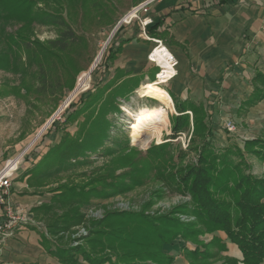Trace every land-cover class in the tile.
Returning <instances> with one entry per match:
<instances>
[{
    "label": "rangeland",
    "instance_id": "374dc122",
    "mask_svg": "<svg viewBox=\"0 0 264 264\" xmlns=\"http://www.w3.org/2000/svg\"><path fill=\"white\" fill-rule=\"evenodd\" d=\"M137 1L141 2L132 7L133 5L130 6L129 3L130 0H84L85 13L84 10L77 9V12L73 11L70 14V18H67L72 27L80 35L84 36L85 40L84 44H82L81 55L84 54L88 61L86 69L75 75L72 87L68 89L63 84L65 81L69 83V78L61 70L60 64L57 63L55 67L46 70V79L49 83H52L51 88H48L44 94L37 95L34 92L38 84L36 70L34 67L31 68L29 66L23 76L24 84L26 85L25 90L28 92L22 90V95L24 96L5 97L7 99L0 102V163H4L7 159L18 155L20 151H24L29 147L32 140L38 136L27 150L17 176L11 183V187L14 182L19 181L20 177L21 179L25 178L27 184L29 176L23 177V174L31 168L34 162H38L39 165L46 168V159L41 160L43 156H52L53 161H55V158H59L60 154L56 153L53 156L52 152L61 145V138L65 134H68L71 139L82 141L83 138L87 137V133L92 127L102 126V119H105L107 123L105 126V137L100 144H97L96 152L87 151L83 157L70 159L68 161L69 167L64 168L59 173L54 170V162L49 164L51 165L49 170H51L52 175H49L46 180L41 182L43 186H29L31 190H34L40 196L42 204L39 206L49 205L52 197L60 194L57 188L61 185L98 188L94 193L88 194V200L86 198L84 200L86 202L82 203L83 205L80 207L81 222L66 230L55 229V232H52L55 233L53 236L49 234L46 223L42 218L35 219L30 210L23 212V215L34 221L33 224L42 230L43 235L55 245L74 249L79 247L87 248L86 239L89 236L90 223L102 221L109 213L143 215L152 220L170 217L179 224H197V218L192 213L191 195L185 191L175 190V185L171 184L170 180L157 177L158 173L161 172L158 169L160 164L155 167L157 161L172 159L167 164V168L165 167V173L172 174L181 166L196 163L197 156L195 151H189L185 155L180 153V150L188 151L191 146V140L194 137L192 124L190 123L188 130L173 135L172 120L176 115L173 99L171 98L172 109L166 108L155 99L153 100L143 95L142 85L147 83L140 84V80H143V75L138 77L129 75L118 79L116 78L118 76H115V69L117 68L114 66V62L107 61L108 63L103 64L102 56L105 48L113 40L118 39L119 27L122 29L123 27L134 25L132 27L133 30L139 27V37L144 39L141 36L142 30L139 20L144 18L145 14L149 13L150 8L161 0H155L145 6L137 14L139 19H133L130 24H125L123 19L148 0ZM111 4L110 20H103L106 12H103L102 7L103 5H110L111 7ZM98 7L100 8L98 9ZM132 21L134 22L131 24ZM19 26L20 24L18 26L9 25L6 28V32L13 33ZM58 32L59 29L55 26L33 24L32 30L26 33L25 36L30 41L35 40L46 44L48 41L56 39ZM120 34L123 36L124 32L120 31ZM155 45H152L146 57L147 69H145L144 75L149 78L148 82L155 81V75L159 71V67L155 63L148 61V56L155 48ZM26 57L24 53V58L26 59ZM86 72H89L90 75L87 88L74 94L67 106L60 111L61 106L75 90L79 77ZM129 77L133 79L132 85L136 88L126 98H115L114 105L117 106L118 111L113 112L112 109L110 110L112 106L110 104H108L110 106H106V109L103 108L106 104L104 102L108 100L107 98L110 97L117 85ZM19 79L18 75L15 76L10 72L0 71V87L6 83L11 86L18 85ZM161 87L168 93L169 90L164 84ZM81 97L82 102L76 107H70L72 103H75ZM262 101L264 99L257 104ZM5 103L8 105L7 107H5ZM257 104L245 108L241 101L235 107L227 110L221 111L213 108L211 112L206 110L210 115L208 123L211 129L215 125L216 129L220 130L221 137H225L224 141L215 142V147L220 151L223 147L237 146L242 154L244 163L242 173L264 180V160L259 159L255 155V148L253 152L245 148V143L249 140L259 139L264 141V102H262L261 107L249 112ZM73 111L74 119L69 122L65 121L66 115L69 112L73 113ZM148 111L161 116L160 131L158 140H147V145L142 146L141 143L133 141L134 128L137 126L139 117ZM227 121H231L235 125L234 132L229 133L225 129ZM41 128L43 129L41 130ZM216 129H212L211 134H209L210 138L214 137V139H217L214 136L217 133ZM180 133L185 135V139L182 142L178 139ZM199 140L194 137V144L192 145L198 147ZM165 143L170 144L166 148L167 153L158 156L149 165L146 164L145 160L149 148L164 145ZM49 149L53 151H49ZM236 161H239L238 158H236ZM176 180L178 179L176 178ZM137 181L140 184H137ZM115 182L121 187L127 186L129 188L114 193L111 185ZM64 211L60 209L57 213L61 214ZM196 228H200V226L196 225ZM212 237V234L203 232L198 236V240L208 244ZM182 247L192 250L196 245L191 240H175L173 246L167 249V253L172 255L169 251L171 252L174 249L179 255L184 257L188 264ZM221 259L223 258L220 256L218 259L211 261V263L221 261ZM83 262L88 264L79 258L78 264ZM58 264L60 263L58 262Z\"/></svg>",
    "mask_w": 264,
    "mask_h": 264
},
{
    "label": "trees",
    "instance_id": "16d2710c",
    "mask_svg": "<svg viewBox=\"0 0 264 264\" xmlns=\"http://www.w3.org/2000/svg\"><path fill=\"white\" fill-rule=\"evenodd\" d=\"M83 1L0 0V69L20 77L18 85L5 84L2 93L24 96L20 92L28 91L25 90L23 76L30 66L36 70L38 84L34 92L37 95L44 94L52 86V83L46 79V70L55 67L57 63L69 78V83L65 81L63 84L68 89L72 87L75 75L86 69L88 61L84 54L81 55L84 36L72 27L67 18H70L73 11L77 12V9L84 10ZM140 2L130 0L129 3L134 7ZM102 8L103 12H106L103 20H110L112 4L111 7L103 5ZM19 24L20 26L13 33L6 32L9 25ZM33 24L55 26L59 29L58 36L46 44L30 41L25 35L32 30ZM151 24L152 22L145 27V33L149 38L159 40L160 21ZM129 41L130 39H116L109 43L102 56L103 64L108 63L107 61L114 62L121 52L122 44ZM115 72L118 79L129 76L119 69H115ZM128 79L122 80L110 97L107 96L108 100L104 102L106 104L103 108L112 105L110 110L118 111L117 106L114 105L115 98H126L136 88L132 85L133 79L131 77ZM251 84L254 89L250 97L243 102L245 108L252 107L264 99V74L256 72ZM169 95L174 101L176 111L172 120L173 135L188 130L191 123L193 136L200 139V142L198 147H194L193 137L189 150H180L184 155L189 151H195L197 156L195 164L181 166L171 174L165 173V170L172 159L157 161L155 167L160 164L158 169L161 170L157 177L170 180L171 184L175 185V190L185 191L191 195L192 213L196 216V225L200 228H196L195 224H179L170 217L152 220L143 215L109 213L102 221L90 223L89 236L86 239L87 248L74 249L55 245L43 236L42 246L60 264H78L79 258L88 264H173L174 257L167 253V249L179 239L191 240L196 245L192 250L182 247L188 264H211V261L218 259L225 251V244L215 236L217 232H223L227 241L237 246L242 256V264L264 263V180L242 173L244 163L237 146L223 147L220 151L215 147V142L209 137L212 132L208 123L210 115L202 103L189 100L176 101L171 94ZM81 100L82 97L70 107H76L82 102ZM73 114L74 111L69 112L65 121H72ZM101 124L102 126L92 127L82 141L71 139L65 134L57 150L49 149L53 151V156L56 153L60 154L59 158L53 161L52 156H43L41 160L46 159V168L34 162L23 174V177L29 176L27 184L31 187L40 186L41 182L52 175L49 164L53 162L54 170L59 173L69 167L70 159L83 157L87 151L96 152L97 144H100L105 137L107 125L105 119H102ZM169 145L165 143L150 147L146 155V164L149 165L155 158L167 153L166 148ZM245 148L252 152L255 148V155L264 160L263 140H249L245 143ZM236 158L239 161H236ZM137 184L140 182L137 181ZM111 188L115 193L129 187H121L115 182L112 183ZM57 189L60 194L52 197L49 205H41L32 210L34 218H42L52 236L55 234L52 233L55 229L66 230L79 224L82 220L80 212L82 203L86 202L84 201L86 198L88 200V194L98 190L96 187L87 188L77 185H61ZM60 209L65 211L58 214ZM203 232L213 235L208 244L198 240V236ZM224 263L238 264V261L224 258Z\"/></svg>",
    "mask_w": 264,
    "mask_h": 264
},
{
    "label": "crops",
    "instance_id": "0c3cea01",
    "mask_svg": "<svg viewBox=\"0 0 264 264\" xmlns=\"http://www.w3.org/2000/svg\"><path fill=\"white\" fill-rule=\"evenodd\" d=\"M145 17L151 19V25L160 21L161 37L155 40L177 59L176 75L164 83L175 100L202 103L211 112L212 108H233L250 97L254 74H264V0H161ZM133 26L118 32L119 40L130 41L122 44L114 66L131 77L143 75L142 84L149 81L144 75L146 57L155 43L140 38V28L133 30ZM4 86L0 87V102L5 97H15L2 93ZM262 102L249 112L261 107ZM216 130L217 139L212 137L213 141H224L220 130ZM20 179L12 184L8 198L15 209L32 211L42 204L40 196L29 188L25 178ZM32 222L28 221L14 237L0 244V264H58L42 246L43 231ZM215 236L225 244V251L221 261L211 264H226L224 258L242 264L237 246L228 242L223 233ZM169 253L174 256L173 264H187L174 249Z\"/></svg>",
    "mask_w": 264,
    "mask_h": 264
},
{
    "label": "built area",
    "instance_id": "2783aa9c",
    "mask_svg": "<svg viewBox=\"0 0 264 264\" xmlns=\"http://www.w3.org/2000/svg\"><path fill=\"white\" fill-rule=\"evenodd\" d=\"M153 1H155V0H148L145 3L141 4L139 7L135 8L132 11V15H130V13H129L125 17V19H123V22L125 24H130L131 20L139 19L137 16L139 11L142 10L145 6H147L148 4H150ZM139 22H140V27L142 30L141 36L146 40H150V41L152 40L156 44L155 48L161 46L168 51V49L164 45H162V43L160 41L155 40V39H151L148 36H146V34L144 32V28L151 23V19L148 17H144V18L140 19ZM154 49H153V51H154ZM153 51L148 56V61L151 63H153V61H152L153 60L152 59ZM168 54H169V60L168 61L170 63V67L172 69H174V71L176 73V67L178 64L177 59L169 51H168ZM161 72H162V69L159 67V71L157 72L155 77L157 78ZM174 75H172V77ZM225 129L229 133H232L235 130V125L231 121H227V123H225ZM178 136H180V137H178V139H180L181 142L183 139H185V135L182 133H180ZM37 137L38 136H36L32 140L29 147L32 146V144L36 141ZM29 147H27L24 151H20L18 153V155H15L12 158L7 159L0 166V244L3 243L8 238L14 237L16 235L17 231L20 228H22V226L24 224L28 223V221L32 222L29 217L23 215V212H21L18 209H15L13 207V204L10 202V200L8 198L10 188H11V183L16 178L17 173H18V171L21 167V164L24 160V156H25L27 150L29 149ZM182 147L185 149V146L183 144H182Z\"/></svg>",
    "mask_w": 264,
    "mask_h": 264
},
{
    "label": "bare ground",
    "instance_id": "6f19581e",
    "mask_svg": "<svg viewBox=\"0 0 264 264\" xmlns=\"http://www.w3.org/2000/svg\"><path fill=\"white\" fill-rule=\"evenodd\" d=\"M130 15H132V13H130ZM152 59L153 63L162 69V72L158 75L155 81L145 83V85L142 87L143 95L147 98H152L153 100L155 99L166 108L169 107L172 109V100L168 93L161 87L162 84L166 83V81L175 74L174 69L170 67V63L168 61V51L161 46L157 47L153 51ZM89 76V72H86L79 77L75 90L72 94H70L71 96L67 99V101L61 106L60 111H62L67 106L74 94H77L78 92H81L87 88ZM160 121L161 116H157V114H153L151 111H148L144 115L140 116L137 126L134 128L135 134L133 136V141L141 143L142 146H146L147 140H158L161 123ZM43 128H41V130Z\"/></svg>",
    "mask_w": 264,
    "mask_h": 264
},
{
    "label": "water",
    "instance_id": "95a60500",
    "mask_svg": "<svg viewBox=\"0 0 264 264\" xmlns=\"http://www.w3.org/2000/svg\"><path fill=\"white\" fill-rule=\"evenodd\" d=\"M108 40H109V39H108ZM105 46H106V44H105ZM105 46H104V47H105ZM104 47H103V48H104Z\"/></svg>",
    "mask_w": 264,
    "mask_h": 264
}]
</instances>
